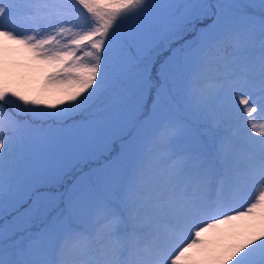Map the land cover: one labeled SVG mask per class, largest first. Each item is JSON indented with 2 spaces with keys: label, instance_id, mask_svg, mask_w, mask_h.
<instances>
[{
  "label": "snow or ice",
  "instance_id": "6c2138e0",
  "mask_svg": "<svg viewBox=\"0 0 264 264\" xmlns=\"http://www.w3.org/2000/svg\"><path fill=\"white\" fill-rule=\"evenodd\" d=\"M0 264H264V0H0Z\"/></svg>",
  "mask_w": 264,
  "mask_h": 264
},
{
  "label": "rangeland",
  "instance_id": "374dc122",
  "mask_svg": "<svg viewBox=\"0 0 264 264\" xmlns=\"http://www.w3.org/2000/svg\"><path fill=\"white\" fill-rule=\"evenodd\" d=\"M13 61L18 66L16 68V79L20 82L21 86L37 90L40 86L43 73L37 69L27 67L29 64L27 53L22 51L13 58Z\"/></svg>",
  "mask_w": 264,
  "mask_h": 264
}]
</instances>
